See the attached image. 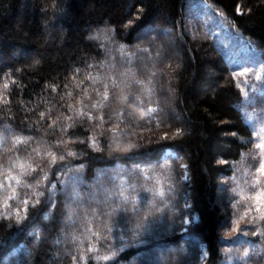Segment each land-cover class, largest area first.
Here are the masks:
<instances>
[{"label":"trees","instance_id":"obj_1","mask_svg":"<svg viewBox=\"0 0 264 264\" xmlns=\"http://www.w3.org/2000/svg\"><path fill=\"white\" fill-rule=\"evenodd\" d=\"M206 11L264 59V0H0V264H264L223 236L264 88Z\"/></svg>","mask_w":264,"mask_h":264},{"label":"rangeland","instance_id":"obj_2","mask_svg":"<svg viewBox=\"0 0 264 264\" xmlns=\"http://www.w3.org/2000/svg\"><path fill=\"white\" fill-rule=\"evenodd\" d=\"M192 23L193 27L201 33H217L221 38L222 46L229 45L231 47L230 57H232L230 62L233 64L232 75L237 79L241 87L247 89L249 99H251L255 89L259 88L260 85L261 88H264V59L257 54L247 40L240 36L231 37L229 34H224L220 26L221 24L219 22L217 24L214 16L207 11L204 14L198 13L192 20ZM161 34L167 36L163 30ZM167 37L168 43L176 50L179 49L173 36ZM251 115L255 116L254 114ZM260 137L262 139L259 140L260 145H264L263 135L260 134ZM261 150L262 156H260L259 162L256 164L250 162V167L248 168L245 167L246 158H244L243 164L237 170V176L230 180L232 187L228 192L229 195L231 193V196H228L229 218L225 222L226 226L223 236L226 239L234 238L232 242L234 245H231L229 248L231 251L237 249L239 246L238 242H241L242 238L248 233L252 232V235H255L264 229V206L257 203L255 199L258 193L264 191V175L259 171V166L264 164V148H261ZM242 248L243 250L240 252L241 256H245L249 252V248L243 246ZM206 254V251H204L203 255L205 256Z\"/></svg>","mask_w":264,"mask_h":264},{"label":"snow or ice","instance_id":"obj_3","mask_svg":"<svg viewBox=\"0 0 264 264\" xmlns=\"http://www.w3.org/2000/svg\"><path fill=\"white\" fill-rule=\"evenodd\" d=\"M105 38H107V37H105ZM153 75H155V73H153ZM241 75H243V73H241ZM136 83H141V82H140V81H136ZM5 87H7V85H5ZM149 91H150V92H154V89L149 90ZM104 98H105V99L108 98L107 93H105V97H104ZM125 99H127V98H125ZM149 111L151 112L152 110L149 109ZM40 115H41V118H43L44 113H41ZM50 127H51V126H50ZM3 138H4V137H3V134L0 133V141H2ZM257 147H258V148H264V145H257ZM63 158H64L63 156L60 157L61 160H62ZM55 159H56L55 156H53V160H55ZM20 167L23 168L24 166L21 164ZM259 171H260V173H261L262 175H264V164H261V165L259 166ZM161 195H163V193H161ZM68 198H69V200H70L71 202H73V203L76 202V201H78V200L80 199L79 192H76L74 189H72V190L70 191V194H69V197H68ZM255 199H256L257 203H259V204H261L262 206H264V191L258 193V194L256 195ZM68 207L71 208V203L68 205ZM69 218H71V217H69Z\"/></svg>","mask_w":264,"mask_h":264}]
</instances>
